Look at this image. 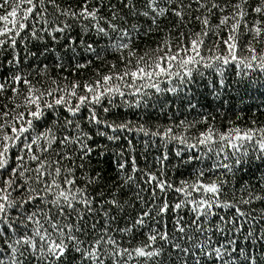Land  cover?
Here are the masks:
<instances>
[{"label":"snow or ice","instance_id":"1","mask_svg":"<svg viewBox=\"0 0 264 264\" xmlns=\"http://www.w3.org/2000/svg\"><path fill=\"white\" fill-rule=\"evenodd\" d=\"M257 112L264 0H0V264H264Z\"/></svg>","mask_w":264,"mask_h":264},{"label":"trees","instance_id":"2","mask_svg":"<svg viewBox=\"0 0 264 264\" xmlns=\"http://www.w3.org/2000/svg\"><path fill=\"white\" fill-rule=\"evenodd\" d=\"M247 102H248V101H246V103H247ZM252 103H258V100H257V101H254V102H252ZM233 104L235 105L237 111H239V109H240V107H241V105L239 104V102H238V101H233ZM244 115L247 117V116H249V115H251V114L248 113V112L245 110ZM256 115H257L258 119H260V120H264V115H261L260 112H257Z\"/></svg>","mask_w":264,"mask_h":264}]
</instances>
